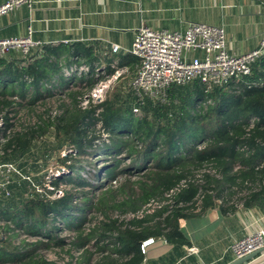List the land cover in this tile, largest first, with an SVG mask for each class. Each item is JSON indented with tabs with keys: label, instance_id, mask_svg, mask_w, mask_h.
Instances as JSON below:
<instances>
[{
	"label": "trees",
	"instance_id": "16d2710c",
	"mask_svg": "<svg viewBox=\"0 0 264 264\" xmlns=\"http://www.w3.org/2000/svg\"><path fill=\"white\" fill-rule=\"evenodd\" d=\"M112 60L81 42L0 57V162H15L35 137L32 129L14 130L11 108L55 95L70 99L51 121L57 149H76L59 156L71 173L54 177L51 189L43 182V191L29 189L23 179L8 184L10 195L0 201V264H61L46 255L56 249L70 256L62 264H141L140 244L148 237L189 244L180 218L240 204L264 211V54L249 74L224 85L173 84L164 101L147 99L141 115L124 87L80 105L84 93L114 72ZM137 63L133 54L120 58L132 70ZM99 129L107 140L99 139ZM96 152L100 166L91 159ZM60 182L69 188L55 195ZM175 187L172 203L143 218L111 216V210L137 212ZM65 230L75 234L63 236Z\"/></svg>",
	"mask_w": 264,
	"mask_h": 264
},
{
	"label": "crops",
	"instance_id": "0c3cea01",
	"mask_svg": "<svg viewBox=\"0 0 264 264\" xmlns=\"http://www.w3.org/2000/svg\"><path fill=\"white\" fill-rule=\"evenodd\" d=\"M142 21L171 31H184L192 22L223 26L229 49L250 51L264 34V0H36L31 7L22 5L0 16V36L25 34L31 26L42 44L93 46L97 53L112 57V67L118 63L132 76L139 58L134 70L120 64V58L132 54L129 48ZM115 44L120 46L118 52L112 50ZM179 225L189 244L155 238L141 264H228L236 259L231 243L264 227V211L240 204L223 213L215 207L180 218ZM263 259L264 251L245 264Z\"/></svg>",
	"mask_w": 264,
	"mask_h": 264
},
{
	"label": "built area",
	"instance_id": "2783aa9c",
	"mask_svg": "<svg viewBox=\"0 0 264 264\" xmlns=\"http://www.w3.org/2000/svg\"><path fill=\"white\" fill-rule=\"evenodd\" d=\"M36 0H4L0 3V16L21 7L33 6ZM43 45L34 38V29L29 26L25 34L1 37L0 57L11 52L30 54L35 47ZM112 50L118 52L120 46L112 45ZM129 51L139 58L137 70L127 81L126 92L135 99L133 111L141 115V107L147 99L164 101L167 92L173 84H188L195 79L209 87L224 85L228 81L237 80L251 72V65L264 54V34L259 44L250 51H234L229 49L227 34L223 26L203 22H192L184 31L158 29L142 21L137 27L134 40ZM85 68V67H82ZM114 72L107 74L94 87L81 96L80 105L86 108L90 102L102 101L104 93L110 84L118 79L125 67L113 64ZM100 102V101H99ZM3 118L0 116V128ZM12 163L0 162V169H7ZM117 181H114L116 183ZM179 190L175 187L164 194V198H153L137 212L123 217L143 218L158 208L172 203L174 194ZM10 195V189L5 183H0V201ZM128 218V219H127ZM155 237L144 239L140 244L142 253L147 252ZM264 248V227L247 233L233 241L230 250L236 259ZM197 252L196 247L191 248Z\"/></svg>",
	"mask_w": 264,
	"mask_h": 264
},
{
	"label": "rangeland",
	"instance_id": "374dc122",
	"mask_svg": "<svg viewBox=\"0 0 264 264\" xmlns=\"http://www.w3.org/2000/svg\"><path fill=\"white\" fill-rule=\"evenodd\" d=\"M78 73L80 74L81 71ZM130 76L131 71L128 72V70H125L123 75L110 84L104 93L103 99L110 96L116 89L121 90L123 87L126 88L127 81ZM63 97L64 96L55 95L32 105H16L15 107L11 108L12 112L9 114V116L12 117L11 121L14 123V130L30 131L32 129L34 130L33 134H35V137L33 138L30 149L24 153L22 157L16 159L15 162H9L12 163V166L7 165V169H0L1 184L5 183V186H7L13 181H21L23 179L28 181L27 188L33 189L35 187L36 189L43 191L44 188L40 185V182H43L47 188L51 189V181L54 179V177L61 178L64 175L71 173L70 168L66 164H62L59 156L68 157L71 154L74 155L76 153V149L67 145H65L62 149H57L56 138L54 137V129L53 126H51V121H53L56 114L62 109L61 104L70 101L69 98ZM99 101L92 103H99ZM3 112H5V110H3ZM3 114L5 115V113ZM97 133L99 135V139H108V135L103 132L102 129H99ZM98 141L99 140H96L94 143H99ZM97 153L98 155H95ZM95 154L91 156L92 160H96L98 157H101L99 152H96ZM102 162V159H97L96 165L100 166L102 165ZM124 162L128 164V156H125ZM21 164L23 165L21 166ZM86 174V172L83 173L85 176ZM118 177L119 179L116 183H113V185L120 184L122 177L121 175ZM66 188H69V185L64 182H60V187L54 192V194H61L62 190ZM241 194L242 193H239L238 195L240 196ZM237 197L238 196H235L234 198L237 199ZM110 213L112 217H115V215L119 216L120 213L127 215L133 212L129 211L128 213L111 210ZM94 215L95 221L98 223L99 214L95 213ZM88 230L89 229H86V231ZM74 234L75 233L70 230H65L62 233V235L66 237H71ZM46 255L49 259H56L61 264L70 258L66 252L59 249L48 250L46 251ZM75 255L79 256V253L75 252ZM96 257H99L98 253Z\"/></svg>",
	"mask_w": 264,
	"mask_h": 264
},
{
	"label": "water",
	"instance_id": "95a60500",
	"mask_svg": "<svg viewBox=\"0 0 264 264\" xmlns=\"http://www.w3.org/2000/svg\"><path fill=\"white\" fill-rule=\"evenodd\" d=\"M95 155H97V154H95ZM262 251H264V248H262V249H260V250H258V251H255V252H253V253H251V254H248V255H246V256H244V257H242V258L234 259V260H232V261H231L230 263H228V264H245V263H247V262H250V260H251L252 258H254L255 255H259L260 252H262ZM258 264H264V259H263V260H260Z\"/></svg>",
	"mask_w": 264,
	"mask_h": 264
}]
</instances>
